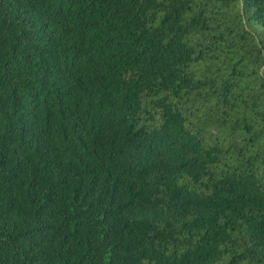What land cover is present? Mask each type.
Listing matches in <instances>:
<instances>
[{
  "label": "trees",
  "instance_id": "16d2710c",
  "mask_svg": "<svg viewBox=\"0 0 264 264\" xmlns=\"http://www.w3.org/2000/svg\"><path fill=\"white\" fill-rule=\"evenodd\" d=\"M0 264H264V0H0Z\"/></svg>",
  "mask_w": 264,
  "mask_h": 264
}]
</instances>
